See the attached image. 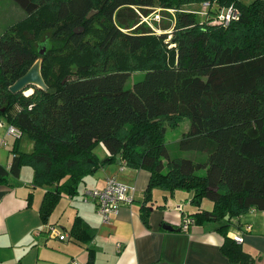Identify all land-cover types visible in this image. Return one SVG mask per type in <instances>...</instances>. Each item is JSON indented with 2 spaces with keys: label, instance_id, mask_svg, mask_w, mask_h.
Returning a JSON list of instances; mask_svg holds the SVG:
<instances>
[{
  "label": "trees",
  "instance_id": "trees-1",
  "mask_svg": "<svg viewBox=\"0 0 264 264\" xmlns=\"http://www.w3.org/2000/svg\"><path fill=\"white\" fill-rule=\"evenodd\" d=\"M12 1L26 18L0 35V122L33 147L20 152L14 141L0 183L31 168L32 186L44 190L38 214L46 224L62 197L77 195L86 177L120 155L124 167L149 173L140 206L145 226L152 191L181 190L198 209L194 225L222 232L230 262H264L226 236L233 219L264 211V1ZM203 2L214 4L212 14L234 6L239 19L200 23L184 8ZM155 8L174 11L157 35L141 23ZM37 60L46 91L12 94L9 87ZM132 72L143 78L128 85ZM181 118L189 128L177 149L204 160L168 154L163 120ZM99 143L109 156L103 162L94 153ZM203 199L210 211L199 209ZM80 224L76 217L69 235L89 242Z\"/></svg>",
  "mask_w": 264,
  "mask_h": 264
},
{
  "label": "crops",
  "instance_id": "crops-1",
  "mask_svg": "<svg viewBox=\"0 0 264 264\" xmlns=\"http://www.w3.org/2000/svg\"><path fill=\"white\" fill-rule=\"evenodd\" d=\"M253 1L241 0L246 5ZM0 123V142L6 144L0 145V167L7 168L13 157L14 140H8L9 125ZM102 150L98 158L101 162L109 157L107 150ZM18 178L10 177L7 183H0V264H238L222 254L224 236L214 225L204 222L190 226L185 232L180 230L182 219L192 218L198 211L190 205L189 193L170 194L154 189L148 226L142 223L140 206L149 180L145 170L108 161L83 180L79 186L81 199H60L46 224L38 214L41 198L39 201L33 186L14 181ZM108 178L134 188L135 192L132 204L121 207L110 224H103L95 213V204L84 201L83 194L88 189H101ZM76 217L85 234L91 235L89 242H80L69 235ZM51 228L58 232V237L51 238ZM226 236L232 240L235 236L241 237L239 245L244 252L263 258L264 211L251 210L233 219Z\"/></svg>",
  "mask_w": 264,
  "mask_h": 264
},
{
  "label": "rangeland",
  "instance_id": "rangeland-1",
  "mask_svg": "<svg viewBox=\"0 0 264 264\" xmlns=\"http://www.w3.org/2000/svg\"><path fill=\"white\" fill-rule=\"evenodd\" d=\"M186 10H192V11H200V7L194 6L190 7V9L184 8ZM150 13L148 16L143 17L146 20H141V23H143L148 29H150L154 34H159L163 31V28L167 27L168 25H171L173 23V14L174 11L172 9H151L149 11ZM26 18V15L24 11L12 0H0V35L4 34L8 29H10L12 26L17 25L20 21L24 20ZM197 19L199 22H204V18L201 17L199 13H197ZM128 62H131V60H128ZM130 80L127 82L128 85H131L134 81L140 80L143 78V73L141 72H132L130 74ZM32 89L25 91L26 96L30 95L32 93ZM163 124L166 127L165 132V145L168 150V154L172 157H182V158H188L192 160H204L205 155L199 154L193 151H180L177 149V142L181 140L183 134H185L188 131L189 128V122L186 118H181L178 121H175L173 119L172 124L169 120H163ZM6 126V124L4 123ZM8 140H11V138L15 140H19L18 142V148L22 152H28L30 151L32 142L30 141L29 137L25 134H21L18 139H15L13 136H9ZM7 142V141H6ZM1 144V142H0ZM32 149V148H31ZM103 145L99 143L94 148L95 155L100 158L102 156V152L104 150ZM14 181H20L25 182L29 184V187L32 188V182H33V172L32 169L24 166L20 170V175L18 179H14ZM81 186V185H80ZM79 191L77 195L73 197L74 200L81 199V187H79ZM44 190L41 188H34V193L38 197L39 201L40 198H42ZM178 193H186L181 190H177ZM204 207H203V206ZM209 205V206H208ZM204 208L205 210H211L212 203L206 199H203L201 202V208ZM58 228V227H57Z\"/></svg>",
  "mask_w": 264,
  "mask_h": 264
},
{
  "label": "built area",
  "instance_id": "built-area-1",
  "mask_svg": "<svg viewBox=\"0 0 264 264\" xmlns=\"http://www.w3.org/2000/svg\"><path fill=\"white\" fill-rule=\"evenodd\" d=\"M213 5L209 2H203L200 4L199 13L204 21L210 25L228 26L229 23L239 19L240 12L234 6L223 8L220 11L212 14ZM214 12V11H213ZM144 21L145 18H142ZM25 94V93H24ZM1 126V123H0ZM7 134L18 139L21 133L12 126L7 127ZM1 144L5 146V142ZM135 189L125 185L113 178L105 180L104 186L101 189H88L84 192V201H91L95 204V213L103 224H110L113 219L118 215L119 209L125 205H131L133 202V195ZM180 209V208H179ZM194 219L185 217L180 222L179 228L181 231H187L190 226L194 225ZM51 238L58 237V232L54 228L50 229ZM237 244L241 243L242 238L235 236L233 239Z\"/></svg>",
  "mask_w": 264,
  "mask_h": 264
},
{
  "label": "water",
  "instance_id": "water-1",
  "mask_svg": "<svg viewBox=\"0 0 264 264\" xmlns=\"http://www.w3.org/2000/svg\"><path fill=\"white\" fill-rule=\"evenodd\" d=\"M80 31H82V30H80ZM75 33H78V32H76V30H75ZM40 63H41L40 60L35 61L34 64L26 71V73L24 75H22L20 78H18L9 87V91L12 94H17V93L22 92L31 86L46 91L47 87L44 84V81H43L41 74H40ZM116 164L117 165L121 164L120 155L116 156ZM163 228L166 230H172V228L169 226H163Z\"/></svg>",
  "mask_w": 264,
  "mask_h": 264
}]
</instances>
